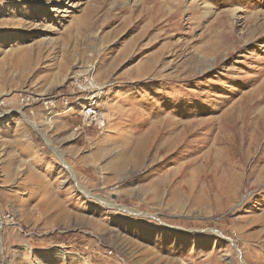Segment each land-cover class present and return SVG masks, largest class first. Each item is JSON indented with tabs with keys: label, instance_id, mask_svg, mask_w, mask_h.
I'll return each mask as SVG.
<instances>
[{
	"label": "rangeland",
	"instance_id": "1",
	"mask_svg": "<svg viewBox=\"0 0 264 264\" xmlns=\"http://www.w3.org/2000/svg\"><path fill=\"white\" fill-rule=\"evenodd\" d=\"M0 264H264V0H0Z\"/></svg>",
	"mask_w": 264,
	"mask_h": 264
},
{
	"label": "built area",
	"instance_id": "2",
	"mask_svg": "<svg viewBox=\"0 0 264 264\" xmlns=\"http://www.w3.org/2000/svg\"><path fill=\"white\" fill-rule=\"evenodd\" d=\"M89 76L84 75L81 80V85H83V90H91L94 89L96 86L95 84L89 80ZM92 91V90H91ZM96 94H91L89 97H85L86 103L83 105L82 113L87 118L89 124L96 123L97 127H101L104 124V117L102 114L99 113L96 103Z\"/></svg>",
	"mask_w": 264,
	"mask_h": 264
},
{
	"label": "bare ground",
	"instance_id": "3",
	"mask_svg": "<svg viewBox=\"0 0 264 264\" xmlns=\"http://www.w3.org/2000/svg\"><path fill=\"white\" fill-rule=\"evenodd\" d=\"M30 122V124H32V126L35 128V124H33V123H31V121H29ZM38 128V127H37ZM38 130V129H37ZM45 142H46V144H48V142L45 140ZM51 150L53 151V153L55 154V155H57L58 156V158L60 159V161L62 162V161H64V158L61 156L62 154L55 148V147H51ZM65 162V161H64ZM64 167H65V165H63ZM69 166L68 165H66V169L73 175V173H72V170L70 169V167L68 168ZM78 183V182H77ZM78 187H79V190L82 192V193H84V194H86V195H90V193H89V191L86 189V188H84V187H82V186H80V185H78ZM92 196H94V195H92ZM108 202V201H107ZM120 209L121 210H123V211H129V212H135L134 210H132L131 208H129V207H126V206H121L120 207ZM139 214V213H138ZM144 216H151V214H148V213H144L143 214ZM208 231H210V232H212V233H215L216 235H218V236H220L221 238H223V239H226V240H228L230 243H231V245L236 249V251L239 253V251L237 250V247H236V245L234 244V242L229 238V237H225L223 234H221V233H219V232H217L216 230H214V229H210V230H208Z\"/></svg>",
	"mask_w": 264,
	"mask_h": 264
},
{
	"label": "water",
	"instance_id": "4",
	"mask_svg": "<svg viewBox=\"0 0 264 264\" xmlns=\"http://www.w3.org/2000/svg\"><path fill=\"white\" fill-rule=\"evenodd\" d=\"M62 164L65 165V167H66V165H67L66 162H64V161H62ZM68 168H69V167H68ZM70 169H71V168H70Z\"/></svg>",
	"mask_w": 264,
	"mask_h": 264
}]
</instances>
